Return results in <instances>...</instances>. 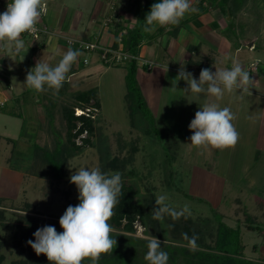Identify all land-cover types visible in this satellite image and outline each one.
<instances>
[{
	"label": "rangeland",
	"instance_id": "1",
	"mask_svg": "<svg viewBox=\"0 0 264 264\" xmlns=\"http://www.w3.org/2000/svg\"><path fill=\"white\" fill-rule=\"evenodd\" d=\"M104 1L66 0L65 4L70 8L67 13L73 18L68 19L67 24L59 23L56 29L108 48V41L114 40L118 22L117 18L111 24L101 18L94 20ZM197 1L191 0L192 6ZM242 1H238L240 10L233 18L220 14L216 18L208 12L205 18H199L197 12L186 14L180 22L185 19L194 31L183 28L187 33L181 35L177 53L167 54L164 41L153 46L144 43L139 53L141 58L152 60L155 64L153 71L162 65L179 69L190 56L185 53V46L198 44L200 35L219 32L218 36L229 42L233 52L225 62L231 67L235 59L246 71L251 69L253 82L250 95L243 93V98H238L225 93L218 101L221 107H229L235 115L232 123L239 133L235 147L223 151H204L190 144L193 133L189 130V123L200 106L214 98L202 96L194 102L192 95L186 96L182 91L187 87L183 80L176 82L177 90L173 91L171 88L178 75L173 71L164 79L159 77L149 83H145L144 71H139L141 76L139 72L135 75L134 85L143 99L139 106L135 102L128 103L125 97L130 84L126 78L127 67L123 66L125 62L111 66L97 60L98 52L80 51L81 55L58 93L54 90L36 93L25 84L27 73L37 62L55 66L63 56L56 48L67 51L70 47L64 41L59 42L56 34L44 36L46 45L41 48L25 36H22L24 48L19 53L3 47L6 64L0 72L8 79L10 87L0 83V94L7 100L17 98L18 101L16 104L11 101L0 111V208L5 210V222L16 224L19 216L27 215L58 224L66 208L79 203L78 189L70 183L75 169L99 167L104 173H115L118 171L111 170L107 162L116 158L118 164L124 165L122 180L135 187L140 203L149 196L155 200L157 195L166 192L172 207L179 209L186 202L190 204L192 217L188 219L195 228L210 229L215 226L216 217L221 216L229 227L239 229L244 256L253 261L264 260V0H247L243 5ZM116 3L124 7L116 16L132 15L130 0H116ZM68 14L66 17L69 18ZM78 17L81 22L76 26ZM55 21L48 22L54 25ZM46 23L41 17L38 25L44 27ZM94 24L103 27L97 31ZM241 39L253 40L254 48L248 50L240 46ZM39 49L43 52L39 53ZM235 49L239 52L236 53ZM116 50L122 52L120 41ZM222 57L217 56L218 60ZM84 60H87L86 64ZM206 64L209 68L208 61ZM117 65L120 66L115 67ZM215 67L223 68L221 65ZM89 89H96L100 103L99 111L94 113L95 131L91 146L84 144L86 134L82 133L74 139V144L83 148L81 152L68 159L64 169L56 165L50 169L48 164H54L65 139L61 107L71 102L72 94ZM240 91L237 90L236 95H240ZM10 110H17L19 116L10 115ZM74 114L77 116L75 111ZM25 205L30 206L29 212L25 211ZM248 214L255 219L260 230L246 227ZM183 220L173 221L165 217L163 223L158 221L157 227L164 231L159 238L164 241L162 248H169L172 243L179 247L184 245L174 241L173 234L166 227L171 221L182 224ZM133 228L131 237L147 241L149 234L156 236L152 225L144 228L137 221ZM17 240L16 228L10 230L0 225V264L29 258L27 252L22 253L16 247ZM206 240L210 244V239Z\"/></svg>",
	"mask_w": 264,
	"mask_h": 264
},
{
	"label": "clouds",
	"instance_id": "2",
	"mask_svg": "<svg viewBox=\"0 0 264 264\" xmlns=\"http://www.w3.org/2000/svg\"><path fill=\"white\" fill-rule=\"evenodd\" d=\"M46 11L44 0H11L6 10L0 13V47L19 53L24 48L22 34L36 33L37 24ZM198 11L191 0H160L151 5L144 19L143 31L152 33L158 26L178 25L186 14ZM80 55L79 50L69 48L55 66L37 62L27 73L25 84L36 93L48 90L58 93ZM215 69L214 72L209 68L201 69L196 79L181 66L171 88L177 90L176 82L183 80L187 87L182 91L186 96L192 95L194 102L202 96L214 98L200 106L188 125L193 133L189 138L190 144L204 151L235 147L239 140V133L232 123L235 115L229 107H221L218 101L225 93L238 98H243V93L250 95L253 82L249 72L235 59L230 69ZM238 89L242 90L240 95H236ZM70 183L78 189L79 203L69 205L60 217L59 225L63 231L57 233L54 226L45 225L33 233L34 241L26 243L37 255L44 254L49 264H82L85 259L97 264L103 254L112 253L116 246V240L111 235L114 229L108 221L114 215L113 209L122 193L121 173H104L99 167H79L70 177ZM169 200L166 192L157 195L152 209L154 220L163 223L165 217L173 221L192 217L189 203L176 209L169 204ZM166 227L171 229L172 225ZM182 238L187 241L186 247L190 251L197 250V235L182 233ZM146 239L148 250L144 259L148 264H168V253L162 249L164 241L150 234Z\"/></svg>",
	"mask_w": 264,
	"mask_h": 264
},
{
	"label": "trees",
	"instance_id": "3",
	"mask_svg": "<svg viewBox=\"0 0 264 264\" xmlns=\"http://www.w3.org/2000/svg\"><path fill=\"white\" fill-rule=\"evenodd\" d=\"M129 8L132 11V16L135 18V24L131 28H125L123 26H116L114 30V40L111 48L118 49L119 41L122 45V52L132 56L138 57L141 46L146 44H153L161 35L165 33L166 27H158L156 31L152 33H145L143 31L144 19L150 11V7L154 3H159L160 0H130ZM239 0H199L196 4V8L199 9L198 15L202 13L205 8H211L217 14L230 18L235 17V14L240 10L241 5ZM247 0L242 1V5ZM134 12V13H133ZM171 27L172 30L169 33L170 36H176L180 24ZM49 31V29H47ZM54 34L62 36L66 35L65 32L58 30L52 31ZM119 36V37H118ZM75 38L83 39V37L73 36ZM86 40V39H84ZM44 39L42 38L37 42V47L44 46ZM87 41V40H86ZM191 64V62H189ZM113 66V65H111ZM117 65L115 67H119ZM127 67L126 78L130 82L128 93L125 95L127 102L130 104L137 103L141 105L142 98L139 89L136 85L135 75L137 65L135 60L125 62ZM4 82L6 87H10L8 79L0 72V83ZM71 102L61 107L60 117L65 126V139L61 146V151L54 164H48L50 169L54 165L64 169L68 159L77 155L83 149L81 146L74 144V139L81 135L86 134V138H83L84 144L91 146V138L95 131V115L100 108L96 89H89L86 91L76 92L70 97ZM8 104L11 101L18 103L17 98H9ZM7 105V104H6ZM5 108V107H4ZM4 108L1 110L3 111ZM131 108V105L130 107ZM78 109L84 112L80 115H75L74 111ZM9 114L12 116H19L17 110H10ZM78 124V125H77ZM116 158H112L107 162V166L113 171H118L125 175L124 165L118 164ZM63 164V165H62ZM124 172V173H123ZM34 175V174H33ZM137 190L135 187L125 180H122V193L120 195L119 203L113 209L114 215L108 221L114 231L112 232L113 238L116 240V246L112 253L103 254L97 264H148L144 259L147 253V241L139 238H134L129 235L134 233L133 224L140 221L141 225L146 228L148 225H152L156 230L155 237L161 238L164 231L159 229L158 221L152 218V209L155 206V200L152 196H149L147 200L140 203L137 200ZM25 211L30 209L29 205H25ZM29 212V211H27ZM219 217V216H218ZM5 210L0 208V225L6 226L8 229L16 228L18 230V240L16 247L20 252H27L29 258L21 260L20 262H13L11 264H49L47 257L44 254L37 255L34 250L26 243L28 240L34 241L33 233L45 225H51L56 228L57 233L63 231L59 223L52 220L33 218L31 216L23 215L19 216L15 223L5 222ZM215 226L210 229H203L201 227L195 228L189 219H184L182 224L169 222L172 225L171 229L167 228L174 236V241L182 243V247L173 243L169 245V248L163 247L162 249L168 253V264H264V260L253 261L247 259L244 256V245L242 244L240 233L238 228L229 227L223 222V217H216ZM246 227L251 230H260L256 225L257 222L251 215H246L245 219ZM168 224V225H169ZM182 233H187L189 236L193 234L197 235L198 248L196 251H190L186 247L187 241L183 240ZM206 238L210 239V244H207ZM163 240V238L161 239ZM82 264H92L90 259H85Z\"/></svg>",
	"mask_w": 264,
	"mask_h": 264
},
{
	"label": "crops",
	"instance_id": "4",
	"mask_svg": "<svg viewBox=\"0 0 264 264\" xmlns=\"http://www.w3.org/2000/svg\"><path fill=\"white\" fill-rule=\"evenodd\" d=\"M198 1L194 4L195 6L198 3ZM7 2H11V0H0V7L4 6ZM44 2L46 3V6H47V11L45 13L46 16H45V14L42 15L44 21L47 22L46 25L44 24V27H46V29H49V32H51V35H52V33H53L52 31L58 30L56 28L58 26H60L59 23L61 24L62 22H64V23L66 22V24H67L68 19H69V21L72 20L73 16H71L70 14L67 13L70 10V8L65 4L66 0H44ZM105 2H108V0H105L102 3V5H101L102 8L97 12V14H95L96 16H95L94 20L101 18V20L103 22H109L111 24L113 22V19L117 18V22H118L117 25H119V26H123V24L129 28L134 26L135 18L132 15L126 13V16H124V15L116 16L118 11L122 10V8H124V7H121V5L119 7L118 4L116 3V0H110V2H108V3H105ZM194 5H193V7H195ZM99 6H100V4H98V7ZM111 10L114 12L115 17L112 16L114 14H112ZM207 12L210 14L213 13L216 18H219V14H217L216 12L211 10V8H207V7L205 8V10L202 13L199 14V18H205L206 15H208ZM67 14L69 15V18L66 17ZM64 18H67L66 19L67 21H61V19L63 20ZM55 19H56V21H55L56 23L54 25L49 24V22L51 23V21L55 20ZM77 19L78 20L76 22V26L80 24L81 17H78ZM89 21L87 24H89ZM66 27H69V26L67 25ZM96 27H97V31H98L99 30L98 28H102L103 26H101L100 24L99 25L94 24L93 28H96ZM183 28L184 29L188 28L189 32L194 31V29H193L194 27L191 26L190 23H185V19H184V22L181 23L179 26V29H178L176 36L172 37L169 35L172 28L167 26L165 33L163 35H161L153 44H155L156 42H160V44H161L162 41H164V50L167 54L170 55L172 53H177L178 50L180 49V47H179L180 37H181V35L183 36V33H187L184 31ZM216 33H214V34H203L202 36L200 35L199 36L200 40H199L198 44L193 45V44L189 43L185 46V51H186L185 53H189L190 56L187 55L189 57L185 61H183L182 65H184L185 70L188 72H191L193 74V77L196 79L199 78V74H200L201 69L207 68L206 67L207 64L204 65V63H207V61L209 62V66H210L209 69L213 72L215 71L214 66H216V65H221L223 68L228 67L229 69L232 67V66L229 67L227 65V63L225 62V60H226L225 58H229L230 55H232L233 47L230 46L229 42H227V40L223 36H218L219 32H216ZM54 36H56V38L58 39L59 42L63 41V38L61 37L62 35L57 36V34H56ZM73 36L74 35H72V37ZM69 37H71V36H69ZM108 42H110L108 46L111 47L113 40H109ZM239 42H240L239 43L240 46H242L241 43L246 42V41H245V39H243V40L241 39ZM97 44H100V43H97ZM153 44H151L150 46H153ZM44 45H46V44L44 43ZM202 45L204 46L203 47L204 49L202 48ZM180 46H182V45H180ZM56 49H58V53L61 55L62 54L64 55V53L66 52L64 50H61L58 47ZM202 49H203V51H202ZM0 50H1V52H0L1 53L0 54V69H1V67L4 64H6V60L4 59V55H3V47H0ZM38 52L39 53L43 52V49H39ZM235 52L237 53V52H239V50L235 49ZM210 56H213V58H211ZM217 56H223L222 60L220 59L221 62H220V60H218ZM41 58L43 59V57H41ZM146 58L147 57H145L144 59L146 60ZM149 61H152V60L149 59ZM189 62H191V64ZM168 64L170 65V63H168ZM212 65H213V67H212ZM163 66L164 65H162L161 68H159L158 70H155V71H153L152 69L148 70L145 67L140 68L137 66L136 74L139 71H144L143 74H145V75L143 77L146 81L145 83H149V81L157 80L159 77L164 79L167 76V73L173 74V72H174L175 74H178V71L180 69V68L175 69L174 67L166 68ZM171 66H175V65H171ZM167 67H169V66H167ZM242 67L245 69V67L243 65H242ZM96 70H97V68H96ZM250 70H248V72L252 78V75H251L252 70H251V72H250ZM139 75H140V72H139ZM239 90L240 89H238V91ZM7 104H8V101H7Z\"/></svg>",
	"mask_w": 264,
	"mask_h": 264
},
{
	"label": "built area",
	"instance_id": "5",
	"mask_svg": "<svg viewBox=\"0 0 264 264\" xmlns=\"http://www.w3.org/2000/svg\"><path fill=\"white\" fill-rule=\"evenodd\" d=\"M11 2H7L3 8L0 10V13H3L7 5ZM37 32L36 33H24L22 36L29 37L31 40L38 42L40 41L44 36H50L51 32H49L46 28L41 27L37 24ZM53 35V33H52ZM63 38L64 43L72 48L79 50L81 52H98V60L104 64L107 65H116V64H122L123 62H127L130 60H135L136 65L140 68H147L148 70H151L154 68L155 64L152 61L145 60L144 58L138 57H132L129 56L120 50L113 49L111 47L103 48L100 47L97 43L86 41L80 38L75 37H69V36H61ZM84 64L87 63V60L83 61ZM7 104V97L0 94V111L6 106ZM77 115L83 114L81 110L76 109L75 110Z\"/></svg>",
	"mask_w": 264,
	"mask_h": 264
},
{
	"label": "water",
	"instance_id": "6",
	"mask_svg": "<svg viewBox=\"0 0 264 264\" xmlns=\"http://www.w3.org/2000/svg\"><path fill=\"white\" fill-rule=\"evenodd\" d=\"M241 45H242V47L251 50L254 48V41L251 40L250 42H243V43H241Z\"/></svg>",
	"mask_w": 264,
	"mask_h": 264
}]
</instances>
